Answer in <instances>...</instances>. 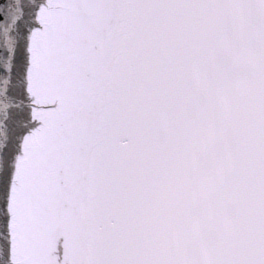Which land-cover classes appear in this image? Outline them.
<instances>
[{
    "label": "snow or ice",
    "instance_id": "snow-or-ice-1",
    "mask_svg": "<svg viewBox=\"0 0 264 264\" xmlns=\"http://www.w3.org/2000/svg\"><path fill=\"white\" fill-rule=\"evenodd\" d=\"M0 264H264V0H0Z\"/></svg>",
    "mask_w": 264,
    "mask_h": 264
}]
</instances>
